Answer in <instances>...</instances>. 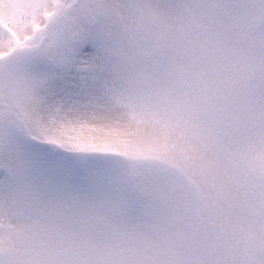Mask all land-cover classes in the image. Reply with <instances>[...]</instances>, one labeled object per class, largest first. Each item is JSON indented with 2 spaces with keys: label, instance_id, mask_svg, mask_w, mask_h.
<instances>
[{
  "label": "snow or ice",
  "instance_id": "snow-or-ice-1",
  "mask_svg": "<svg viewBox=\"0 0 264 264\" xmlns=\"http://www.w3.org/2000/svg\"><path fill=\"white\" fill-rule=\"evenodd\" d=\"M0 264H264V0H0Z\"/></svg>",
  "mask_w": 264,
  "mask_h": 264
}]
</instances>
